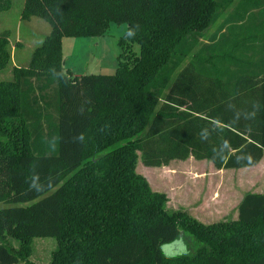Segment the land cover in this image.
I'll use <instances>...</instances> for the list:
<instances>
[{
    "label": "trees",
    "instance_id": "obj_1",
    "mask_svg": "<svg viewBox=\"0 0 264 264\" xmlns=\"http://www.w3.org/2000/svg\"><path fill=\"white\" fill-rule=\"evenodd\" d=\"M233 1L24 0L21 20L51 32L0 82V203L13 206L0 209V264H34V239L57 242L48 264H264V193L204 226L168 213L136 172L138 161L238 171L264 159V32L244 7L205 40ZM111 23L128 26L115 75L66 72L62 40L100 38ZM185 236L191 253L166 256Z\"/></svg>",
    "mask_w": 264,
    "mask_h": 264
},
{
    "label": "rangeland",
    "instance_id": "obj_2",
    "mask_svg": "<svg viewBox=\"0 0 264 264\" xmlns=\"http://www.w3.org/2000/svg\"><path fill=\"white\" fill-rule=\"evenodd\" d=\"M22 10L23 0H12L11 9L0 14V35L7 33L11 50L9 64L0 71V82L12 81L14 68H27L32 53L42 46L51 32L50 26L41 19L22 21ZM231 11L232 5L221 14V20L206 32L205 40L212 36ZM127 30L126 24L111 23L100 38H64L62 55L65 71L72 76L115 75L122 53L120 40ZM201 44L208 43L202 41ZM134 51H140L137 44ZM136 172L153 192L165 195L168 213L183 214L204 226L236 220L240 199L247 193L264 192V159L256 167L238 171L217 170L211 163L196 161L192 157L186 161H173L160 168H148L138 161ZM12 207L0 203V209ZM10 240L17 248L18 244ZM194 246V240L185 236L182 242L164 246L163 251L166 256L175 257L191 253ZM56 248L54 239H34L30 242L28 261L48 264Z\"/></svg>",
    "mask_w": 264,
    "mask_h": 264
},
{
    "label": "crops",
    "instance_id": "obj_3",
    "mask_svg": "<svg viewBox=\"0 0 264 264\" xmlns=\"http://www.w3.org/2000/svg\"><path fill=\"white\" fill-rule=\"evenodd\" d=\"M11 5H12V2H11ZM23 6H24V0H23ZM244 7H249L250 15L251 17H253L252 19L253 34H257L258 32H264V0H234L232 4V11H231L232 13L230 14H232L234 17H237L239 12H241V9H244ZM8 11H5V12H8ZM244 32H245L244 30L240 31L241 34H243ZM263 193H260V194H263ZM242 198L240 199L239 203L241 202Z\"/></svg>",
    "mask_w": 264,
    "mask_h": 264
}]
</instances>
